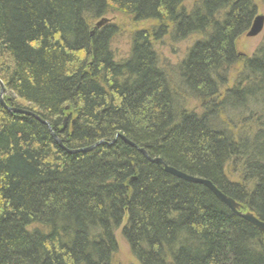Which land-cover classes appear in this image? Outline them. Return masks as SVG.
Returning <instances> with one entry per match:
<instances>
[{
	"label": "trees",
	"instance_id": "obj_1",
	"mask_svg": "<svg viewBox=\"0 0 264 264\" xmlns=\"http://www.w3.org/2000/svg\"><path fill=\"white\" fill-rule=\"evenodd\" d=\"M185 1L0 0L4 102L62 143L0 103V264H113L119 230L139 264H264L261 230L140 152L264 222V43L236 46L257 0ZM117 14L158 24L124 62L118 27L94 31ZM168 34L201 37L173 77L154 47Z\"/></svg>",
	"mask_w": 264,
	"mask_h": 264
},
{
	"label": "rangeland",
	"instance_id": "obj_2",
	"mask_svg": "<svg viewBox=\"0 0 264 264\" xmlns=\"http://www.w3.org/2000/svg\"><path fill=\"white\" fill-rule=\"evenodd\" d=\"M201 0H186L184 3L185 9L188 11H192L194 6L199 4ZM256 4L259 6L257 14L264 15V5L262 0H257ZM110 24L116 25L118 28V36L114 38L112 41V51L114 56H116L117 62H124L130 58L129 54L132 48V38L136 32H140L141 30H151V28H155L158 26L156 22H140L135 23L131 18H127L125 16L114 15L106 17ZM201 37L199 35L189 37L185 39L183 42H174L171 34H168L162 38V40L154 42V47L156 54L159 56L160 65L163 69H166V73L168 76L173 77L174 72L171 70L175 65L181 63L186 56L188 55V51L196 44ZM264 43V31L263 33L255 38H247L246 35L242 36L240 40L237 42V51H239L240 55L247 58H252V56L258 51V49ZM241 67L237 66L232 69L230 75V84L235 82L237 76L241 73ZM188 109L194 110L197 113L201 112V108L195 101H190ZM121 230L116 232L117 243L119 245V249L114 259L113 264H139L134 256L131 254V250L129 245L124 241L123 236L120 232Z\"/></svg>",
	"mask_w": 264,
	"mask_h": 264
},
{
	"label": "water",
	"instance_id": "obj_3",
	"mask_svg": "<svg viewBox=\"0 0 264 264\" xmlns=\"http://www.w3.org/2000/svg\"><path fill=\"white\" fill-rule=\"evenodd\" d=\"M108 21V19H103L102 21L97 23V27L100 28L102 26H104L106 24V22ZM264 30V15L261 14V16H257V18L254 20L252 26H251V30L246 34V37L251 39V38H255L258 37L262 34V31ZM7 91L5 89V85L2 83V81L0 80V103L2 106H4L8 112L14 113V114H18V115H24V116H29V117H35L36 119H38L41 123H43V125L45 124L46 126H48L49 131L52 135V137L55 138V141H57V143L62 147V143L59 140V138L53 133L52 130V126L47 122V121H42L38 116L26 111V110H18L15 108H9L5 102H4V97L6 96ZM69 109V108H67ZM123 139H125L123 136L121 137ZM116 141L113 140L112 143H114ZM125 141L129 144L132 145L129 141H127L125 139ZM102 144H104V142H100L97 143L93 146H91L88 149H81L79 151H70L72 154H79V153H88L98 147H100ZM134 146V145H132ZM140 152L147 157L152 163L162 166L164 168V171L172 176L177 177L178 179H182L188 183H194L197 185H203L206 188L209 189V191L215 196L217 197L224 205H226L227 207H229V209L231 210V212L235 215L238 216L240 218H243L246 222H249L251 225H253L255 228H258L259 230L262 231V233L264 234V222H262L260 219H258L257 217H255L252 213L248 212V213H243L240 211L241 207L240 205L235 202L233 199H231L230 197L224 195L216 186H214L211 182H209L206 179H200L194 176H188L185 173L176 170L175 168L171 167V166H167L164 164V162L160 159H152L149 157V155H147L146 151L140 149Z\"/></svg>",
	"mask_w": 264,
	"mask_h": 264
},
{
	"label": "bare ground",
	"instance_id": "obj_4",
	"mask_svg": "<svg viewBox=\"0 0 264 264\" xmlns=\"http://www.w3.org/2000/svg\"><path fill=\"white\" fill-rule=\"evenodd\" d=\"M259 15H260V14H257V15L255 16V19H256L257 16H259ZM262 15H263V14H262ZM260 16H261V15H260ZM105 19H106V18H105ZM255 19H254V20H255ZM102 20H103V19H100V20H98V21L95 22L94 31H96L97 29H101V28L105 27L107 24H110L109 21H107L106 24H105L104 26L98 28V27H97V23L100 22V21H102ZM253 22H254V21H253ZM252 24H253V23H252ZM251 26H252V25H251ZM263 31H264V30H263ZM263 31H262V33H263ZM111 45H112V44H111ZM5 89H6V88H5ZM174 177H175V176H174ZM176 178H177V177H176ZM219 201H220V200H219ZM220 202H221V201H220ZM221 203H222V202H221ZM222 204H223V203H222ZM238 204H239V203H238ZM240 207H241V206H240ZM228 208H229V207H228ZM240 211L243 212V211H242V207H241ZM243 213H244V212H243ZM236 217H237V216H236ZM239 218H240V217H239ZM242 219H243V218H242ZM261 232H262V231H261ZM263 235H264V234H263Z\"/></svg>",
	"mask_w": 264,
	"mask_h": 264
}]
</instances>
